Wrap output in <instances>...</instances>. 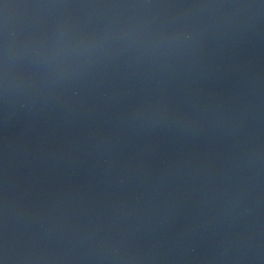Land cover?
Masks as SVG:
<instances>
[{
	"label": "water",
	"instance_id": "1",
	"mask_svg": "<svg viewBox=\"0 0 264 264\" xmlns=\"http://www.w3.org/2000/svg\"><path fill=\"white\" fill-rule=\"evenodd\" d=\"M0 264H264V0H0Z\"/></svg>",
	"mask_w": 264,
	"mask_h": 264
}]
</instances>
